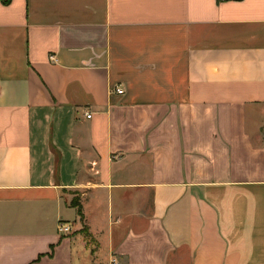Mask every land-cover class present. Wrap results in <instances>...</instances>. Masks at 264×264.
Masks as SVG:
<instances>
[{
  "label": "crops",
  "instance_id": "0c3cea01",
  "mask_svg": "<svg viewBox=\"0 0 264 264\" xmlns=\"http://www.w3.org/2000/svg\"><path fill=\"white\" fill-rule=\"evenodd\" d=\"M0 264H264V0H0Z\"/></svg>",
  "mask_w": 264,
  "mask_h": 264
},
{
  "label": "built area",
  "instance_id": "2783aa9c",
  "mask_svg": "<svg viewBox=\"0 0 264 264\" xmlns=\"http://www.w3.org/2000/svg\"><path fill=\"white\" fill-rule=\"evenodd\" d=\"M114 91L117 94H122L123 93V90L120 87L115 88ZM90 116H91L90 113H86V117L87 118H89ZM71 230H72L71 224L63 222V221H58V223H57V231L59 233H64V234L65 233H70Z\"/></svg>",
  "mask_w": 264,
  "mask_h": 264
},
{
  "label": "trees",
  "instance_id": "16d2710c",
  "mask_svg": "<svg viewBox=\"0 0 264 264\" xmlns=\"http://www.w3.org/2000/svg\"><path fill=\"white\" fill-rule=\"evenodd\" d=\"M222 1H225V0H217V2H222ZM3 2H4V3H7L8 0H3ZM72 204H73L74 206H77V207H78V210L80 211V204H79V202H78L77 199H73V200H72Z\"/></svg>",
  "mask_w": 264,
  "mask_h": 264
}]
</instances>
